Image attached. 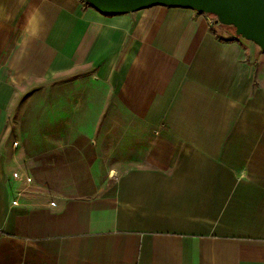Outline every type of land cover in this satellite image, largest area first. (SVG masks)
<instances>
[{
    "label": "crops",
    "instance_id": "crops-1",
    "mask_svg": "<svg viewBox=\"0 0 264 264\" xmlns=\"http://www.w3.org/2000/svg\"><path fill=\"white\" fill-rule=\"evenodd\" d=\"M211 18L0 0V264H264V52Z\"/></svg>",
    "mask_w": 264,
    "mask_h": 264
},
{
    "label": "water",
    "instance_id": "water-1",
    "mask_svg": "<svg viewBox=\"0 0 264 264\" xmlns=\"http://www.w3.org/2000/svg\"><path fill=\"white\" fill-rule=\"evenodd\" d=\"M103 16L138 12L153 6L187 8L211 15L230 26L238 38L250 41L264 52V0H82Z\"/></svg>",
    "mask_w": 264,
    "mask_h": 264
},
{
    "label": "rangeland",
    "instance_id": "rangeland-1",
    "mask_svg": "<svg viewBox=\"0 0 264 264\" xmlns=\"http://www.w3.org/2000/svg\"><path fill=\"white\" fill-rule=\"evenodd\" d=\"M211 19L213 20V18H211ZM214 20H215V18H214ZM218 27H219L220 29L224 30L225 32H226V31H228V32H230V33L233 32V30H232L233 28L230 27V26H222V25H219ZM222 32H223V31H222ZM240 39H242V38H240ZM29 178H30V177H29ZM30 179H31V178H30ZM30 182H32V179L30 180ZM30 182H29V183H30ZM40 191H41V190H40ZM40 191H38V192H39L38 195H34V196H39V195H42V194H44V193L47 194V195H51V196L53 195V193H50V192H46V191H44V193H43V191H42V192H40ZM18 194H20V192H19Z\"/></svg>",
    "mask_w": 264,
    "mask_h": 264
},
{
    "label": "built area",
    "instance_id": "built-area-1",
    "mask_svg": "<svg viewBox=\"0 0 264 264\" xmlns=\"http://www.w3.org/2000/svg\"><path fill=\"white\" fill-rule=\"evenodd\" d=\"M14 177L17 178L18 175H17V174H14ZM30 180H31V179H30L29 177L26 178V182H30ZM16 202H17V201L15 200L14 203L16 204Z\"/></svg>",
    "mask_w": 264,
    "mask_h": 264
},
{
    "label": "trees",
    "instance_id": "trees-1",
    "mask_svg": "<svg viewBox=\"0 0 264 264\" xmlns=\"http://www.w3.org/2000/svg\"><path fill=\"white\" fill-rule=\"evenodd\" d=\"M211 16V15H210ZM213 19H214V17L213 16H211ZM233 30V32H234V29H232ZM227 41H231V40H233L232 38L231 39H226Z\"/></svg>",
    "mask_w": 264,
    "mask_h": 264
}]
</instances>
